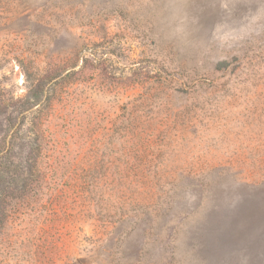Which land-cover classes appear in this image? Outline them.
Wrapping results in <instances>:
<instances>
[{"label": "rangeland", "instance_id": "obj_1", "mask_svg": "<svg viewBox=\"0 0 264 264\" xmlns=\"http://www.w3.org/2000/svg\"><path fill=\"white\" fill-rule=\"evenodd\" d=\"M0 264H264V0H0Z\"/></svg>", "mask_w": 264, "mask_h": 264}]
</instances>
